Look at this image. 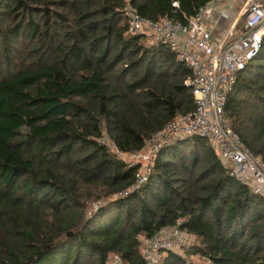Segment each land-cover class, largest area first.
Listing matches in <instances>:
<instances>
[{
  "label": "trees",
  "instance_id": "trees-1",
  "mask_svg": "<svg viewBox=\"0 0 264 264\" xmlns=\"http://www.w3.org/2000/svg\"><path fill=\"white\" fill-rule=\"evenodd\" d=\"M211 0H0V264H146L142 240L177 226L210 264H264V197L199 137L159 150L146 181L138 153L194 109L190 70L164 45L128 36L129 3L147 19L186 23ZM177 3L178 8L173 7ZM225 112L264 162V38ZM107 202L88 212L90 190ZM127 192L123 197H115ZM159 264H197L167 251Z\"/></svg>",
  "mask_w": 264,
  "mask_h": 264
},
{
  "label": "built area",
  "instance_id": "built-area-1",
  "mask_svg": "<svg viewBox=\"0 0 264 264\" xmlns=\"http://www.w3.org/2000/svg\"><path fill=\"white\" fill-rule=\"evenodd\" d=\"M238 1L211 0L194 16L185 17V24L167 17L152 21L142 17L129 3L124 7L128 36L144 38L147 46H166L177 61L189 68L190 76L185 85L191 90L194 101V109L190 113L175 116L146 141L140 152L150 149L152 156L144 157L148 162L140 165L135 184L130 190L146 181L152 161L161 148L199 137L215 153L231 177L253 194L264 197V162L241 141L230 126L225 112L228 94L239 73L252 61L262 45L264 9L261 1H245L241 12V15H245V22L239 36H233L232 28L222 41L215 44L212 40L215 28L230 18ZM173 7L178 8V4L174 3ZM118 152L124 154L120 150ZM125 195L127 192L115 197ZM180 224L178 222L170 231L162 230L151 240H143L142 257L146 264H159L165 253L173 249L175 238L181 234L178 228Z\"/></svg>",
  "mask_w": 264,
  "mask_h": 264
},
{
  "label": "rangeland",
  "instance_id": "rangeland-1",
  "mask_svg": "<svg viewBox=\"0 0 264 264\" xmlns=\"http://www.w3.org/2000/svg\"><path fill=\"white\" fill-rule=\"evenodd\" d=\"M246 0H239L236 3V9L235 12L233 14L234 17V35L233 36H239L241 33V29L243 27V24L245 22V15H241V12L244 8V3ZM261 4L263 6L264 9V0H260ZM126 6V5H125ZM143 44L146 45V40L143 38L142 41ZM228 118V117H227ZM229 121V118H228ZM230 123V121H229ZM99 142L101 144H103L104 146L107 147L109 153L113 156H115L116 158H119L120 161L126 163V164H135V165H142V164H147L148 160H145L144 157L147 156L149 158H151L152 156V152L150 151V149L145 150L144 152H140L137 155L135 153H124L121 154L120 152H118L115 144L113 143V141L109 138L108 134L104 131L102 134V137L99 139ZM119 154H118V153ZM100 190H90V198L89 200L85 203L87 205L88 208V212H91L93 210H95L97 208V206H99L102 203H106L108 198L106 196H101L99 198H97V196L99 195ZM173 228H167L166 230L170 231ZM198 242L196 240V238L192 235H189L187 233L181 232L179 237L175 238V245L173 247L172 250H170V252H173L175 254L180 255L182 258L188 260L189 262H194L197 264H210L209 262H205L202 259H200L198 256H186L185 252L188 250V248H190L193 245H197ZM142 249H143V240H142V248H141V253H142ZM107 264H122V262L120 261V259L116 256V255H111L108 259V263Z\"/></svg>",
  "mask_w": 264,
  "mask_h": 264
},
{
  "label": "crops",
  "instance_id": "crops-1",
  "mask_svg": "<svg viewBox=\"0 0 264 264\" xmlns=\"http://www.w3.org/2000/svg\"><path fill=\"white\" fill-rule=\"evenodd\" d=\"M233 12L230 14V18L228 20H224L217 26L214 30L212 40L215 44L222 41L223 37L234 28V17Z\"/></svg>",
  "mask_w": 264,
  "mask_h": 264
}]
</instances>
